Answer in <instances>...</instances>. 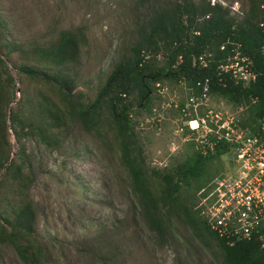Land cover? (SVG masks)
Wrapping results in <instances>:
<instances>
[{"label":"trees","instance_id":"1","mask_svg":"<svg viewBox=\"0 0 264 264\" xmlns=\"http://www.w3.org/2000/svg\"><path fill=\"white\" fill-rule=\"evenodd\" d=\"M247 1V12L238 20L227 8L207 0H137L129 55L115 64L91 103L73 100L69 80V69L87 44L82 30H63L35 44L28 59L33 65L18 67L28 81L58 96L60 105L48 99L46 106L39 102L36 113L28 96L12 106L14 79L0 55V246L11 247L22 264H47L35 238L37 210L30 196L35 177L21 142L37 137L51 147L61 125L75 120L88 134L111 138L128 175L137 215L157 246L170 245L171 228L177 223L213 259L219 255L217 264H264L259 240L229 245L209 228L197 208L199 192L213 178L210 163L220 164L228 147L218 144L213 154L203 156L191 140L182 159L163 169H148L133 122L135 105L151 112L156 86L183 84L188 96L200 98L205 81L208 96L247 108L248 119L239 122L242 127L251 128L264 117V2ZM235 52L256 75L248 88L219 69ZM179 109L185 112L182 104ZM10 132L19 144L16 152Z\"/></svg>","mask_w":264,"mask_h":264},{"label":"rangeland","instance_id":"2","mask_svg":"<svg viewBox=\"0 0 264 264\" xmlns=\"http://www.w3.org/2000/svg\"><path fill=\"white\" fill-rule=\"evenodd\" d=\"M166 1V0H164ZM168 1V0H167ZM197 1V0H193ZM242 20L247 0H207ZM137 0H0V55L14 79L12 106L28 96L35 113L39 102L60 105L48 88L27 80L18 67L28 62L35 44L60 31L82 30L87 44L78 62L69 69L73 100L91 103L112 68L129 55ZM8 45V49L5 47ZM20 51H12V46ZM10 52V55H7ZM238 52L227 60L235 64ZM43 68L41 65H36ZM151 112L136 105L133 122L150 168L163 169L189 152L192 140L187 117H201L209 110L248 119L245 106L234 108L216 97L188 96L183 84L156 86ZM192 99V100H190ZM22 103V102H21ZM184 111H179L180 105ZM54 135L51 147L37 137L22 140L35 181L30 196L36 207L35 238L47 264H217L187 230L175 223L168 247H159L134 207L126 171L107 136L84 131L67 120ZM13 150H18L12 132ZM104 139V140H102ZM227 158L210 163V183L224 172ZM1 177V174H0ZM0 264H22L13 249L0 246Z\"/></svg>","mask_w":264,"mask_h":264},{"label":"built area","instance_id":"3","mask_svg":"<svg viewBox=\"0 0 264 264\" xmlns=\"http://www.w3.org/2000/svg\"><path fill=\"white\" fill-rule=\"evenodd\" d=\"M219 69L246 88L256 79L245 58ZM207 83L203 98L208 96ZM186 125L199 154H213L218 144L228 147L224 172L198 194L201 216L229 245L256 238L264 249V117L249 128L232 115L209 110Z\"/></svg>","mask_w":264,"mask_h":264},{"label":"bare ground","instance_id":"4","mask_svg":"<svg viewBox=\"0 0 264 264\" xmlns=\"http://www.w3.org/2000/svg\"><path fill=\"white\" fill-rule=\"evenodd\" d=\"M191 127H193V128H194V127H195V124H194V123H192V124H191Z\"/></svg>","mask_w":264,"mask_h":264}]
</instances>
